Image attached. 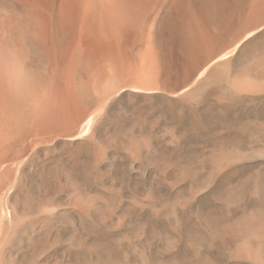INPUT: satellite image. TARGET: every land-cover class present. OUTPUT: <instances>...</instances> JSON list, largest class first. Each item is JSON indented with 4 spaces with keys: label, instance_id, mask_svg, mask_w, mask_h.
I'll return each instance as SVG.
<instances>
[{
    "label": "rangeland",
    "instance_id": "obj_1",
    "mask_svg": "<svg viewBox=\"0 0 264 264\" xmlns=\"http://www.w3.org/2000/svg\"><path fill=\"white\" fill-rule=\"evenodd\" d=\"M1 5L7 16L21 11L11 1ZM240 32L217 40L215 49L229 47ZM34 48L32 66L46 70L42 49ZM262 61L264 30L230 55L231 73L262 76ZM216 82L189 100L112 96L100 105L92 136V146L104 149L97 161L75 159L63 148L33 157L10 193L22 219L13 213L18 232L2 250V263L202 264L207 257L229 264L218 248L224 224L264 212V90L219 98ZM136 142L138 151L130 152ZM222 146L242 156L216 171L211 154ZM65 162L77 176L57 172ZM40 199L53 205L48 215ZM261 235L263 245L264 228Z\"/></svg>",
    "mask_w": 264,
    "mask_h": 264
},
{
    "label": "bare ground",
    "instance_id": "obj_2",
    "mask_svg": "<svg viewBox=\"0 0 264 264\" xmlns=\"http://www.w3.org/2000/svg\"><path fill=\"white\" fill-rule=\"evenodd\" d=\"M2 1L21 11L7 16ZM261 30L264 0H0V175L6 173L0 181L5 227L0 228V264L2 250L18 232L10 193L33 157L63 148L75 159L99 160L104 149L92 146V136L100 105L115 95L189 100L212 80L221 84L219 98L264 90L263 61L262 76L236 77L230 67V55ZM236 31L242 32L227 49H215L217 40ZM218 33L222 36L215 37ZM29 39L42 49L46 70L32 66ZM172 79L181 86L172 88ZM138 149L137 142L129 145L130 152ZM241 156L233 148H216L213 168ZM70 164L57 172L74 178L77 171ZM44 200L48 215L53 205ZM251 212L224 224L218 248L226 250L229 264H264V212ZM202 264L214 263L206 257Z\"/></svg>",
    "mask_w": 264,
    "mask_h": 264
}]
</instances>
